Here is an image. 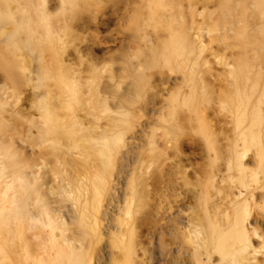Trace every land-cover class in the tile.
Instances as JSON below:
<instances>
[{"label":"bare ground","instance_id":"6f19581e","mask_svg":"<svg viewBox=\"0 0 264 264\" xmlns=\"http://www.w3.org/2000/svg\"><path fill=\"white\" fill-rule=\"evenodd\" d=\"M0 264H264V0H0Z\"/></svg>","mask_w":264,"mask_h":264},{"label":"rangeland","instance_id":"374dc122","mask_svg":"<svg viewBox=\"0 0 264 264\" xmlns=\"http://www.w3.org/2000/svg\"><path fill=\"white\" fill-rule=\"evenodd\" d=\"M214 80H215V79H214ZM214 80H213V78L211 79L212 82H215ZM24 98H25V97H24Z\"/></svg>","mask_w":264,"mask_h":264}]
</instances>
